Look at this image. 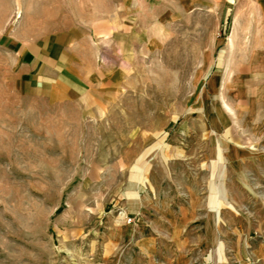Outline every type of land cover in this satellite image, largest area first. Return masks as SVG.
<instances>
[{
    "label": "rangeland",
    "instance_id": "374dc122",
    "mask_svg": "<svg viewBox=\"0 0 264 264\" xmlns=\"http://www.w3.org/2000/svg\"><path fill=\"white\" fill-rule=\"evenodd\" d=\"M104 6L80 95L0 52V264H264V0Z\"/></svg>",
    "mask_w": 264,
    "mask_h": 264
},
{
    "label": "crops",
    "instance_id": "0c3cea01",
    "mask_svg": "<svg viewBox=\"0 0 264 264\" xmlns=\"http://www.w3.org/2000/svg\"><path fill=\"white\" fill-rule=\"evenodd\" d=\"M140 3L145 0H133ZM117 0H0V52L22 97H63L58 86L80 95L87 87L81 43L100 34L99 12Z\"/></svg>",
    "mask_w": 264,
    "mask_h": 264
}]
</instances>
